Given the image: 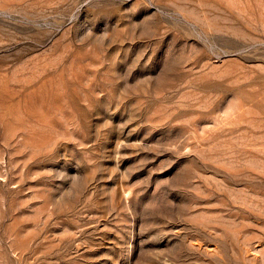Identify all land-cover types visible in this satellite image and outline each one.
<instances>
[{
  "label": "rangeland",
  "instance_id": "1",
  "mask_svg": "<svg viewBox=\"0 0 264 264\" xmlns=\"http://www.w3.org/2000/svg\"><path fill=\"white\" fill-rule=\"evenodd\" d=\"M0 264H264V0H0Z\"/></svg>",
  "mask_w": 264,
  "mask_h": 264
}]
</instances>
